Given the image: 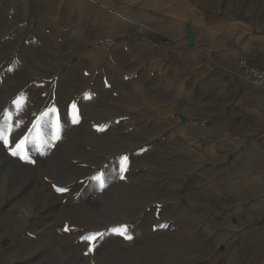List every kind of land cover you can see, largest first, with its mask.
Listing matches in <instances>:
<instances>
[{
  "label": "rangeland",
  "instance_id": "1",
  "mask_svg": "<svg viewBox=\"0 0 264 264\" xmlns=\"http://www.w3.org/2000/svg\"><path fill=\"white\" fill-rule=\"evenodd\" d=\"M253 31L264 0H0V264H264Z\"/></svg>",
  "mask_w": 264,
  "mask_h": 264
},
{
  "label": "crops",
  "instance_id": "2",
  "mask_svg": "<svg viewBox=\"0 0 264 264\" xmlns=\"http://www.w3.org/2000/svg\"><path fill=\"white\" fill-rule=\"evenodd\" d=\"M218 13H219L218 11H213V10L203 11L204 19L206 20L208 25L215 24V23L222 21ZM247 39H248L247 41L248 47H247V50L243 52L244 57H246L247 60L251 64L259 66V67H264V33L253 31L252 34H249ZM255 90L257 92H262L264 91V87H261V88L256 87Z\"/></svg>",
  "mask_w": 264,
  "mask_h": 264
},
{
  "label": "built area",
  "instance_id": "3",
  "mask_svg": "<svg viewBox=\"0 0 264 264\" xmlns=\"http://www.w3.org/2000/svg\"><path fill=\"white\" fill-rule=\"evenodd\" d=\"M235 70L239 77L254 86L264 87V67L253 65L246 58H239L236 61Z\"/></svg>",
  "mask_w": 264,
  "mask_h": 264
},
{
  "label": "snow or ice",
  "instance_id": "4",
  "mask_svg": "<svg viewBox=\"0 0 264 264\" xmlns=\"http://www.w3.org/2000/svg\"><path fill=\"white\" fill-rule=\"evenodd\" d=\"M73 107H75V105H73ZM52 111H55V110L52 109ZM74 122H75V121H74ZM0 138H3V137H0ZM5 142H7V141H5ZM21 143H23V141H22ZM17 147H19V145H17ZM13 154H16V153L13 152ZM120 160H121V172H123V171L125 170V169H124V164H125V162H126V160H127V157H121ZM92 179L95 180V181H97V182L101 185V187L104 186V180H103V175H102V173H98V174H97L95 177H93ZM54 187H55V185H54ZM56 191H58V192H63V191H66V189H63V188H56ZM65 230H66V231L68 230L67 226L65 227ZM110 231L115 232V233L120 234V235H123V236H125V238H130V237H128V236L126 235V233H127V226H120V227H118V228H113V229H110ZM102 235H103V234H102V233H99V232H96V233H90V234H88L87 236L81 237V239H84V240L88 241L89 244L91 245V243H92L97 237H100V236H102ZM89 250H90V251L92 250L91 246L89 247Z\"/></svg>",
  "mask_w": 264,
  "mask_h": 264
},
{
  "label": "bare ground",
  "instance_id": "5",
  "mask_svg": "<svg viewBox=\"0 0 264 264\" xmlns=\"http://www.w3.org/2000/svg\"><path fill=\"white\" fill-rule=\"evenodd\" d=\"M186 33L188 36H190L191 32H190V28L186 27Z\"/></svg>",
  "mask_w": 264,
  "mask_h": 264
}]
</instances>
